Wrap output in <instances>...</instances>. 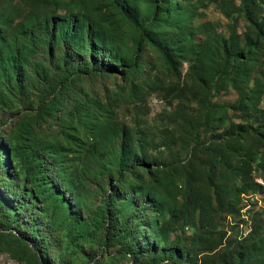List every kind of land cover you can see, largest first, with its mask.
Instances as JSON below:
<instances>
[{
	"label": "rangeland",
	"instance_id": "374dc122",
	"mask_svg": "<svg viewBox=\"0 0 264 264\" xmlns=\"http://www.w3.org/2000/svg\"><path fill=\"white\" fill-rule=\"evenodd\" d=\"M121 1L129 16L109 0H0L5 165L14 186L50 181L62 197L52 191L16 220L43 264H264V7L257 28L241 0ZM55 70L80 75L66 104L49 95ZM234 124L248 130L240 140ZM219 143L251 156L263 188L217 165L232 213L213 202L211 224L195 212L164 240L162 223L192 190L215 197L203 171ZM121 173L114 210L151 249L138 261L126 235L106 245L97 225ZM0 264L25 263L0 254Z\"/></svg>",
	"mask_w": 264,
	"mask_h": 264
},
{
	"label": "trees",
	"instance_id": "16d2710c",
	"mask_svg": "<svg viewBox=\"0 0 264 264\" xmlns=\"http://www.w3.org/2000/svg\"><path fill=\"white\" fill-rule=\"evenodd\" d=\"M109 1L122 12L126 13L123 9V3L121 0ZM163 1L164 0H160L158 4H162ZM263 7L264 2H262L261 0H241L242 12L245 14L246 19L257 28L259 27V17L263 11ZM126 15L129 16L127 13ZM54 35L55 31H53L50 35V44L54 42ZM79 79L80 75L72 74L68 71H53L48 85V90L50 93L49 95H52L53 98L58 99L60 101L59 103L66 104V101L71 96V92L78 84ZM232 127L240 132L239 140L241 139L242 132L248 131L242 130L241 124H234L232 125ZM207 151L211 156V160L215 163L204 169L203 173L207 177H209L212 184L216 188L215 197H203L201 193L192 190L189 193L187 199L183 202L182 206L177 210L171 211L169 218L162 223L160 231L164 240L168 238L170 233L177 232L178 228L182 226V223L195 212H198L202 217H206L207 219H209L210 222L208 221V223L211 224L214 221L212 217L214 215L213 213H216L219 210L217 208H214L213 202L217 204V207L220 208L222 212L228 214L232 213V211H227L223 208V203L226 202V199L230 194V189L227 186L223 188L217 187V181L219 179L217 165L232 166L233 172L237 176H240L241 180L243 181V186L254 187L256 189L263 188L258 183H255V180L253 178L252 174L254 171L258 170L256 169L258 166L254 165L251 156L239 155L236 160L235 156L228 157V148L223 143H219L213 147H207ZM8 157V150H6L5 147L0 143V254L9 255L12 259L20 263L43 264V262L41 261V256L39 254V247L37 245H30V243L28 242V236H31L32 234L28 230L27 226L19 225L20 222L16 220V214L19 213L20 209H31L32 207H34V205H38L42 196L52 198V195H54L52 191H55V193L57 194L56 199H58L59 203H62L61 193H59L56 188H54L53 183H51L50 181L40 180L33 189H28L27 183H25L22 188V186H20L21 182L17 183L14 186V182H12L11 178L12 176H10L7 166L5 165V159H7ZM123 178L124 175L121 173L117 181L118 185L115 189L112 188L109 190L107 197H105L103 202L101 203V209L103 210L101 214L103 219L101 222L97 223V225L98 227L104 228L106 232V241L104 242V244L106 245L108 239H111V237L119 238L126 235L130 242L127 245V251L125 255H129L131 259L133 258V260L138 261L141 260V254L143 252H149L151 251V249H145V251L144 248H142L144 242L142 241V239L141 241L138 239V230L134 229V219L123 220L120 214H118L117 211L114 210V207L118 203L119 195L121 194V191L119 190V184H121ZM245 190L246 188L240 189L237 192L236 196L239 198L241 193H244ZM2 191H6L11 196L18 199L19 205L17 206V208L12 207V205L6 198V194ZM147 205L148 203H146V206ZM38 209H40V207ZM32 221L34 220L31 219L30 222ZM14 229H16L17 231H15ZM252 232L253 231L249 229L248 233L242 240L246 241L247 237H251ZM227 246H229V244ZM155 252L156 249L154 253ZM208 252H213V249ZM125 255L122 257L123 259L126 258ZM90 260L92 263L98 264L92 258ZM117 260H119L118 257H113L109 259L106 264H120Z\"/></svg>",
	"mask_w": 264,
	"mask_h": 264
}]
</instances>
